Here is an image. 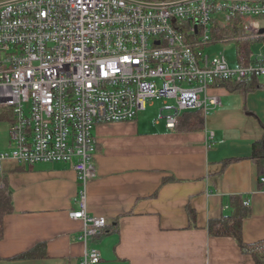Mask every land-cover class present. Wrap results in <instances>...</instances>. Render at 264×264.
I'll return each mask as SVG.
<instances>
[{"label":"built area","instance_id":"1","mask_svg":"<svg viewBox=\"0 0 264 264\" xmlns=\"http://www.w3.org/2000/svg\"><path fill=\"white\" fill-rule=\"evenodd\" d=\"M263 15L264 0H22L0 7V109L10 113L0 172L7 160L71 164L81 184L78 208L68 213L82 221L79 264H98L100 252L89 243L105 226L86 206L85 185L97 176L94 126L132 120L155 101L154 121L171 130L185 111L208 115L221 105L218 81L264 76L262 53L231 66L223 48L205 51L213 23L240 17L257 35L261 23L253 18Z\"/></svg>","mask_w":264,"mask_h":264},{"label":"crops","instance_id":"2","mask_svg":"<svg viewBox=\"0 0 264 264\" xmlns=\"http://www.w3.org/2000/svg\"><path fill=\"white\" fill-rule=\"evenodd\" d=\"M260 23L264 28V17ZM260 43L251 58L264 55ZM251 78L241 88H216L221 105L202 114L197 130L168 129L156 116L141 123L138 114L94 126L97 176L85 192L87 212L105 219V232L89 243L100 252L98 264H255L233 237L207 229L239 194L250 206L243 240L264 239V176L252 159L253 144L264 137V76L249 89ZM9 122L0 109L7 126L0 127V153L9 148ZM0 178L13 202L2 221L0 264H79L82 221L68 213L78 208L81 184L71 164L7 160ZM36 246L38 256L19 257Z\"/></svg>","mask_w":264,"mask_h":264},{"label":"trees","instance_id":"3","mask_svg":"<svg viewBox=\"0 0 264 264\" xmlns=\"http://www.w3.org/2000/svg\"><path fill=\"white\" fill-rule=\"evenodd\" d=\"M263 17L264 15L260 17H254L253 19L260 20ZM210 35L211 40L209 45L216 44L221 41H236L238 65H247L253 62L254 59L250 56L252 54L251 45L255 42L264 40V32H260L257 35L248 33L245 30L244 22L240 17H236L228 22L223 23L218 21L214 22L211 27ZM251 77L249 83H247L249 89H253V85L258 81L257 76L253 75ZM217 83L219 85L229 86L230 88H241L243 85H245L246 81L241 83L233 81H218ZM5 110L9 112L8 109ZM202 123L203 117L200 110L185 111L180 116L179 122L173 130H197L202 127ZM252 159L256 163L260 175L264 176V137L253 144ZM258 182L259 185L264 184V181H261V178ZM12 210L13 202L10 193L5 188L0 187V238L3 236V217L6 214L12 212ZM189 213V217L192 219V211H189ZM249 214L250 206L246 196L239 194L231 195L229 197V212L221 214L216 219L210 220L207 229L211 235L233 237L242 253L251 256L255 264H264V239L248 243L242 238V222L243 219ZM104 227L100 233L105 232ZM38 246L21 254L19 257L30 258L38 256Z\"/></svg>","mask_w":264,"mask_h":264},{"label":"rangeland","instance_id":"4","mask_svg":"<svg viewBox=\"0 0 264 264\" xmlns=\"http://www.w3.org/2000/svg\"><path fill=\"white\" fill-rule=\"evenodd\" d=\"M262 47V44L260 42H255L252 44V51L254 52H258ZM223 50L224 56L227 60V62L231 65V66H236L237 64V54H236V50H237V46H236V41H229V42H225V43H216V44H211L209 45L205 51L210 54V55H214L216 53H218L219 51ZM149 103V102H148ZM160 104V102L155 101L152 105H148L146 110H142L138 112L137 115V120L141 123H150L153 121L154 117L156 116V112H157V108L158 105ZM0 127L3 129H6L7 131V126L3 123L0 124ZM9 150V148H8ZM7 150V151H8ZM6 162V161H5ZM4 163V162H3Z\"/></svg>","mask_w":264,"mask_h":264},{"label":"water","instance_id":"5","mask_svg":"<svg viewBox=\"0 0 264 264\" xmlns=\"http://www.w3.org/2000/svg\"><path fill=\"white\" fill-rule=\"evenodd\" d=\"M17 1H22V0H4V1H0V7H2L4 5H7V4H10V3H13V2H17ZM154 6H156V5H154ZM260 32H264V28H261Z\"/></svg>","mask_w":264,"mask_h":264}]
</instances>
